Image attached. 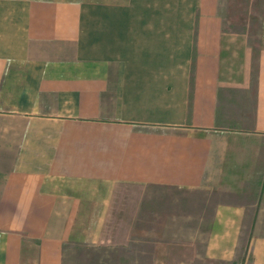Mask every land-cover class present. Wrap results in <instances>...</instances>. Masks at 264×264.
Returning <instances> with one entry per match:
<instances>
[{
    "label": "crops",
    "instance_id": "crops-1",
    "mask_svg": "<svg viewBox=\"0 0 264 264\" xmlns=\"http://www.w3.org/2000/svg\"><path fill=\"white\" fill-rule=\"evenodd\" d=\"M134 186L131 264H264V0H0V264H122Z\"/></svg>",
    "mask_w": 264,
    "mask_h": 264
},
{
    "label": "rangeland",
    "instance_id": "rangeland-1",
    "mask_svg": "<svg viewBox=\"0 0 264 264\" xmlns=\"http://www.w3.org/2000/svg\"><path fill=\"white\" fill-rule=\"evenodd\" d=\"M131 194L130 209L125 213L121 226L117 228L118 235L123 237L126 250L122 264H131L134 250L137 252L139 249L141 258L146 256L144 252L154 246L155 236L179 233L175 226L164 224L167 212L163 209L174 201H186L179 192L155 186H134ZM189 231L193 233L190 228ZM141 264H147V259H141Z\"/></svg>",
    "mask_w": 264,
    "mask_h": 264
}]
</instances>
